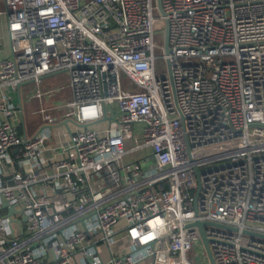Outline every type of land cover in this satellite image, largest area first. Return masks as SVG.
<instances>
[{
	"label": "built area",
	"instance_id": "obj_1",
	"mask_svg": "<svg viewBox=\"0 0 264 264\" xmlns=\"http://www.w3.org/2000/svg\"><path fill=\"white\" fill-rule=\"evenodd\" d=\"M160 1L4 0L0 88L66 71L79 125L55 155L51 107L28 136L0 98V264L209 261L196 220L216 264H264V0Z\"/></svg>",
	"mask_w": 264,
	"mask_h": 264
},
{
	"label": "crops",
	"instance_id": "obj_2",
	"mask_svg": "<svg viewBox=\"0 0 264 264\" xmlns=\"http://www.w3.org/2000/svg\"><path fill=\"white\" fill-rule=\"evenodd\" d=\"M8 18L5 12L4 0H0V55L2 57L11 53V41L8 33ZM61 75H66L67 81L64 84L61 81ZM69 74L66 71H58L45 75L40 82L28 80L23 82L19 87L13 89L11 87L0 88V98L4 95L15 106V117L12 119L20 132L27 133L28 136L35 135L43 123L42 108H50V112L56 115L58 121L52 125L53 142L50 153L60 155L58 149L69 137V133L78 127V123L70 118L67 121L63 118L65 112H72L68 107L60 106V103L71 99V89L69 85ZM56 89L52 95L43 94L46 90ZM42 92V95L38 93ZM35 100V101H33ZM35 104V105H33ZM55 106V108H53ZM1 112V111H0ZM30 115H41L36 119L35 123L27 127L26 113ZM59 116V117H58ZM2 118H5L2 115ZM96 124V123H95ZM59 147V148H58ZM48 152V153H49Z\"/></svg>",
	"mask_w": 264,
	"mask_h": 264
},
{
	"label": "rangeland",
	"instance_id": "obj_3",
	"mask_svg": "<svg viewBox=\"0 0 264 264\" xmlns=\"http://www.w3.org/2000/svg\"><path fill=\"white\" fill-rule=\"evenodd\" d=\"M154 14L156 15V16H160V10H159V8H158V5H157V0H155V2H154ZM156 38H157V42H158V44L159 45H162L163 44V42H164V39L162 38V33L161 32H157V36H156ZM164 52V49L163 48H161V47H158L157 48V53L158 54H162ZM157 65H158V67H157V69L159 70V71H162V70H165L166 68H167V66H166V64H165V61L162 59V58H158V60H157ZM122 79H123V82L125 83V85H128L130 88H133L132 86H130L129 85V81H128V79L125 77V76H123L122 77ZM68 79H67V77H66V75H61V81L65 84L66 83V81H67ZM33 101H35V100H33ZM33 105H35V104H33ZM55 115V114H54ZM56 116V115H55ZM26 117H27V121H26V123H27V127L28 126H31L33 123H35V121H36V119H34V118H40L41 117V115H39V114H37V115H30L29 114V112H27L26 113ZM59 117V116H58ZM106 121H108L107 119L106 120H103L102 122H99V123H93L92 125H93V127H96V128H100L103 124H106ZM123 224V222H120L118 225H117V227L118 226H120V225H122ZM119 236V235H118ZM120 243H122V245H123V242H121L120 241ZM115 245V244H114ZM121 246V245H120ZM114 249H115V247H114ZM197 249H200L199 247H197ZM201 254H198V253H196V255H195V260H196V264H209V261L207 260H205L204 258H205V256L203 255V252L201 251L200 252Z\"/></svg>",
	"mask_w": 264,
	"mask_h": 264
},
{
	"label": "water",
	"instance_id": "obj_4",
	"mask_svg": "<svg viewBox=\"0 0 264 264\" xmlns=\"http://www.w3.org/2000/svg\"><path fill=\"white\" fill-rule=\"evenodd\" d=\"M158 6H159V9L161 11L162 14H164V11L162 9V6H161V1L158 0ZM169 21L167 20V18H165V25H164V48H165V51L168 52L169 51ZM168 68H169V73H170V77H171V80H172V83H173V76H172V69H171V63L170 61L168 62ZM180 114H181V111H179ZM181 116L183 117V115L181 114ZM108 118L107 115L104 116V119ZM67 121V120H65ZM4 205H8V202L5 201L4 202ZM13 207L10 206V210L13 211ZM205 221H201V220H196L194 223H192L193 225H197L200 229V232H201V235H202V239L204 241V244H205V247H206V251H207V254H208V257H209V261H210V264H216L215 262V259H214V256H213V252L211 250V247H210V243H209V238L207 237V235L205 234V231H204V225H205ZM210 224H218L216 222H213V221H210L208 222ZM264 236V235H263Z\"/></svg>",
	"mask_w": 264,
	"mask_h": 264
},
{
	"label": "trees",
	"instance_id": "obj_5",
	"mask_svg": "<svg viewBox=\"0 0 264 264\" xmlns=\"http://www.w3.org/2000/svg\"><path fill=\"white\" fill-rule=\"evenodd\" d=\"M162 38H163V34H162Z\"/></svg>",
	"mask_w": 264,
	"mask_h": 264
}]
</instances>
